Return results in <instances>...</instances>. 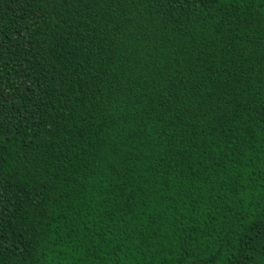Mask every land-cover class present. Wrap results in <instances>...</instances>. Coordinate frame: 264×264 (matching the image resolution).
Masks as SVG:
<instances>
[{"label":"trees","instance_id":"obj_1","mask_svg":"<svg viewBox=\"0 0 264 264\" xmlns=\"http://www.w3.org/2000/svg\"><path fill=\"white\" fill-rule=\"evenodd\" d=\"M0 264H264V0H0Z\"/></svg>","mask_w":264,"mask_h":264}]
</instances>
